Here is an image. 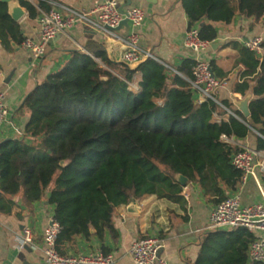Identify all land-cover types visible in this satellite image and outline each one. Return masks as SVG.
<instances>
[{
  "label": "trees",
  "instance_id": "1",
  "mask_svg": "<svg viewBox=\"0 0 264 264\" xmlns=\"http://www.w3.org/2000/svg\"><path fill=\"white\" fill-rule=\"evenodd\" d=\"M19 3L31 18L39 15L36 5ZM182 5L189 26H197L210 42L218 37L216 23L229 24L238 14L255 22L264 18V0H182ZM39 6L49 10L51 0H39ZM23 39L8 4L0 0L2 46L9 51ZM232 45L251 77L233 88L242 96L251 90L248 118L217 96L196 104L190 82L194 59H184L174 72L152 57L135 66L114 62L94 40L85 50L70 51L63 66L38 83L21 106L29 113L24 133L31 140L0 142V213L12 212L14 196L32 204L49 191L48 202L62 226L57 247L66 254L78 237L96 236L102 243L107 233L117 237L114 212L131 199L155 195L186 211L188 184L213 203L234 193L242 172L231 159L241 148L221 136L241 140L256 131L257 150L264 151V56ZM218 114L228 119L217 121ZM178 175L187 177L186 185ZM254 240L244 227L205 230L191 264H248ZM102 251L110 252L103 245Z\"/></svg>",
  "mask_w": 264,
  "mask_h": 264
},
{
  "label": "crops",
  "instance_id": "2",
  "mask_svg": "<svg viewBox=\"0 0 264 264\" xmlns=\"http://www.w3.org/2000/svg\"><path fill=\"white\" fill-rule=\"evenodd\" d=\"M100 1L103 0H57V7L64 13L69 8L87 12ZM119 3L120 6L125 5L124 9L141 6L146 11L144 24L138 30L141 44L172 71L177 72L184 59H205L214 62L220 79L225 82L216 94L217 98L228 99L236 109L238 107L234 98L243 99L247 95L253 98L250 89L245 96L233 90L235 84L251 77L245 74L246 67L239 62V50L232 43L243 47L248 39L264 33V18L255 22L252 18L238 14L229 24L216 23L218 37L214 42L219 45L196 53L184 44L190 26L182 0H119ZM17 22L24 37L38 36V17L31 18L26 10ZM130 31L129 22L112 33L93 29L85 22H77L65 32L58 33L49 42L45 55L39 59L22 49L20 44L12 43V49L8 51L0 41V91L6 94L8 108L7 122L0 128V142L15 138L31 140L24 133L29 113L21 110V106L38 83L63 66L70 58V51L83 50L89 40H94L105 47L112 61L120 62L125 50L123 39ZM227 112L233 114L229 110ZM228 114L216 115L217 121L227 120ZM258 135V132L252 131L238 143L257 149ZM259 178L261 186L250 178L235 191L240 194L244 205L264 200V175ZM183 195L187 200L186 211L178 204L155 195L131 199L128 204L118 206L114 212L117 237L107 233L103 243L96 236L78 237L75 243L67 246L66 254L90 253L102 250L103 245L115 255L116 264H134L132 244L142 237L157 236L163 240L161 255L169 264H191L197 258L202 234L207 230L210 213L217 203L204 196L195 184L184 187ZM48 197L49 191L43 199L27 204L21 195H17L13 197L12 212L0 213V264H46L43 229L48 218L54 214V205L48 202ZM131 203L135 210L129 209ZM183 216L187 220H183ZM26 230L31 231L33 244H23ZM91 232L95 230L91 229Z\"/></svg>",
  "mask_w": 264,
  "mask_h": 264
},
{
  "label": "built area",
  "instance_id": "3",
  "mask_svg": "<svg viewBox=\"0 0 264 264\" xmlns=\"http://www.w3.org/2000/svg\"><path fill=\"white\" fill-rule=\"evenodd\" d=\"M36 5L39 10V34L37 37H24L20 47L29 52L34 58L43 57L49 42L58 34L65 32L77 22H85L93 29L114 32L108 28H115L125 18L131 26V31L123 39L125 50L122 61L129 66H135L143 60L155 56L145 50L141 44L139 28L144 24L146 11L141 6H130L121 12L119 0H103L96 2L87 12L67 9L66 13L57 7V0H51L52 7L44 10L39 6V0H27ZM210 41L200 37L197 26L190 27L186 33L184 44L190 50L201 53L211 47ZM264 33L257 34L245 42V46L257 56H264ZM193 79L190 80L195 92L196 104L207 99H216V94L224 86V80L218 78L210 64L205 59H196L192 67ZM8 119L6 94L0 91V128ZM222 140L241 148L233 154L232 165L242 172L241 183L245 184L253 178L259 186L260 175H264V151L252 149L238 143L235 138L223 134ZM244 227L255 235V240L248 249V264L264 262V200L262 202L244 205L239 193L234 192L224 200L218 202L212 209L207 230H229ZM62 230L60 222L54 214L48 218L43 229L44 257L46 264H116L112 252L104 253L97 250L84 254H62L58 250L57 240ZM23 244H33L30 230H26ZM164 248L163 240L157 236H147L136 240L131 246V255L134 264H169L161 255Z\"/></svg>",
  "mask_w": 264,
  "mask_h": 264
},
{
  "label": "water",
  "instance_id": "4",
  "mask_svg": "<svg viewBox=\"0 0 264 264\" xmlns=\"http://www.w3.org/2000/svg\"><path fill=\"white\" fill-rule=\"evenodd\" d=\"M2 1H4L8 4L9 14L13 20L19 21L25 15L26 10L20 5L19 0H2ZM124 7H125V5L120 6L121 12H125ZM122 25H128V19L127 18L123 19L119 26H117L115 28H108V29L112 30V31H117V30H119V28ZM218 45H219L218 42H212L211 43L212 48H215ZM83 50H85V47H83ZM250 99H251V95H247L243 99H237V98L233 99L234 103L236 104L238 109L243 113L245 118H248L250 116V109H249ZM178 180L182 185H186L188 182L187 177H185L183 175H178ZM129 209L135 210V206L133 203L129 204Z\"/></svg>",
  "mask_w": 264,
  "mask_h": 264
}]
</instances>
